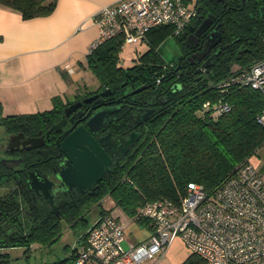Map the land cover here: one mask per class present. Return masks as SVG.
<instances>
[{"label":"trees","instance_id":"obj_1","mask_svg":"<svg viewBox=\"0 0 264 264\" xmlns=\"http://www.w3.org/2000/svg\"><path fill=\"white\" fill-rule=\"evenodd\" d=\"M0 4L30 18L50 13L56 0H0ZM195 8L201 17L214 15L221 34V50L198 70L184 57L177 70L175 60L163 59L157 46L169 35L175 37L182 52L185 50L179 35H174L167 24L146 33L143 40L148 47L130 66L119 64L121 37L102 42L86 55L87 68L99 85L111 88L115 94H121L130 81L145 86L130 93L138 88L133 87L128 92L129 101L135 102L132 105H145L161 97L168 102L157 107L147 125L145 140L125 162L114 163L95 188L73 196L61 195L57 200L59 215L48 210L46 215L40 214L41 220L27 231V236L16 238L18 246L29 249L33 242L49 244L59 237L64 225L78 223L85 228L81 234L84 239L88 228L84 214L99 206L105 195L149 228L147 219L136 217L144 202L158 198L179 201L188 182L200 183L212 191L260 145L264 139V127L257 122L264 106L261 94L246 85L219 84L229 74L264 56V0H196ZM219 100L228 104L227 110L218 113L212 106L204 105ZM63 106L57 99L49 110L0 116V126L6 130L38 127L45 118L55 120ZM131 110L125 115L126 111L119 109L116 121L125 116L126 124ZM8 206L7 214L11 210ZM104 212L101 210L100 214ZM76 253L73 248L61 260L37 264H71ZM202 263L200 257L191 254L182 264ZM0 264H11L5 250H0Z\"/></svg>","mask_w":264,"mask_h":264},{"label":"built area","instance_id":"obj_2","mask_svg":"<svg viewBox=\"0 0 264 264\" xmlns=\"http://www.w3.org/2000/svg\"><path fill=\"white\" fill-rule=\"evenodd\" d=\"M196 13L184 0H119L104 5L92 16L97 35L88 53L112 38L121 37L123 43L141 41L150 29L164 24L180 35ZM230 84L249 86L264 100V56L229 74L219 85ZM204 105L218 113L228 109L220 100ZM257 122L264 127V106ZM260 151H264V139L212 191L188 182L179 201L144 202L136 217L148 220L150 234L145 241L124 247L121 223L105 211L87 229L85 246L71 264H141L163 253L176 238L202 264H264V164L257 169L251 162V156Z\"/></svg>","mask_w":264,"mask_h":264},{"label":"flooded vegetation","instance_id":"obj_3","mask_svg":"<svg viewBox=\"0 0 264 264\" xmlns=\"http://www.w3.org/2000/svg\"><path fill=\"white\" fill-rule=\"evenodd\" d=\"M207 16V23L199 34H196L197 27ZM193 21L194 23L189 24L179 35L185 50L182 52L180 49L176 55L175 70L181 68L183 57L189 59L198 70L206 66L221 50V38L216 36L217 32L219 33V22L216 21V17L214 15L201 17L197 12ZM184 41L188 45H185ZM136 82H128L121 94H115L111 88L102 87L99 84L95 89L82 90L64 103L55 120L49 121L45 118L38 127L6 130L1 126L3 132L0 133V250L6 251L8 248L17 247L19 243L16 238L26 237L27 231L41 220L40 214L46 215L48 210L52 214L59 215L57 200L61 195L73 196L82 192L76 186L69 187L64 184L58 177L60 171L67 166L60 142L77 126L85 125L86 118L94 111L104 107H118L107 116L106 121L97 128L96 132H92L95 139L103 138L101 145L112 157L110 164L105 168L104 175L114 163L125 162L145 140L151 117L157 107L165 105L168 99L155 97L156 101L145 105H132L135 102H130L127 94L133 89L131 83L135 88L139 87ZM106 90H109L108 93L102 94ZM93 96L95 97L91 100L85 101ZM119 109H124L125 115H128L129 110L132 109L130 120L125 122L126 124H124L125 116L116 121ZM62 119L63 122L58 126L57 123ZM130 134L135 137L138 134V137L128 149L124 150L123 141ZM30 139L34 140L30 141ZM33 171L39 172L52 181L49 192L56 212L51 211L50 198L30 186L31 179L28 173ZM98 182L83 192L95 188ZM7 205L11 208L8 214ZM38 205H41L40 210L39 207L37 208Z\"/></svg>","mask_w":264,"mask_h":264},{"label":"crops","instance_id":"obj_4","mask_svg":"<svg viewBox=\"0 0 264 264\" xmlns=\"http://www.w3.org/2000/svg\"><path fill=\"white\" fill-rule=\"evenodd\" d=\"M117 1L56 0L50 13L30 18L0 4V116L41 112L53 108L57 99L65 103L74 98L85 84L88 46L97 35L92 16ZM184 2L195 7L196 0ZM101 210L121 223L126 247L148 239L149 228L127 215L110 195L101 200L96 219ZM84 246L85 238L78 236L74 249ZM190 255L178 238L141 264H182Z\"/></svg>","mask_w":264,"mask_h":264},{"label":"water","instance_id":"obj_5","mask_svg":"<svg viewBox=\"0 0 264 264\" xmlns=\"http://www.w3.org/2000/svg\"><path fill=\"white\" fill-rule=\"evenodd\" d=\"M208 21V16L202 20L200 25L197 27L195 33L199 34L201 29ZM184 35H182L183 37ZM218 38H221L220 32L216 34ZM188 45L187 42H183ZM190 46V45H189ZM131 86L134 87L133 83ZM145 86H140L130 93L137 92L143 89ZM109 90L102 92V94L108 93ZM95 96L86 99L89 101ZM78 105V104H77ZM118 107H104L97 109L85 120V125H79L67 135L64 136L60 142V147L64 152L66 168L62 169L59 173L61 181L69 187L76 186L80 191L89 189V187L97 183L105 173V168L110 164L112 157L106 152L101 145L103 138L95 139L92 136V132H96L97 128L103 124L107 116L116 110ZM62 121L58 122L57 125H61ZM132 134L128 135L123 143L125 144L124 150L128 149L134 141L137 139ZM34 139H30L33 141ZM32 146H34L32 144ZM31 179L30 186L35 191L44 193L50 198L51 211L56 212V207L52 201V195L49 189L52 185V181L47 177H43L39 172L33 171L28 173Z\"/></svg>","mask_w":264,"mask_h":264},{"label":"rangeland","instance_id":"obj_6","mask_svg":"<svg viewBox=\"0 0 264 264\" xmlns=\"http://www.w3.org/2000/svg\"><path fill=\"white\" fill-rule=\"evenodd\" d=\"M146 41H136L132 43H122L120 50H118L119 64L126 67L130 66L134 59L147 49ZM157 50L166 61H174L176 55L179 53L180 46L176 42L173 35L167 36L158 46ZM84 86H80L79 91L85 89H95L98 86V81L94 74L88 70L84 76ZM79 92V93H80ZM78 93V94H79ZM3 132L0 126V133ZM251 162L257 169H260L264 164V151H260L257 155L251 156ZM99 212V206H93L85 214L84 218L87 221V227L91 225L96 219ZM86 228V229H88ZM85 228L81 223L75 226L64 225L62 233L57 239L49 244L42 245L37 242H33L28 247L17 246L8 248L6 251L10 255L11 264H25L26 262L37 264V263H52L61 260L68 256L71 249L76 246V239L84 232ZM87 231V230H86ZM176 238L171 244H176ZM126 247L125 244H123Z\"/></svg>","mask_w":264,"mask_h":264}]
</instances>
